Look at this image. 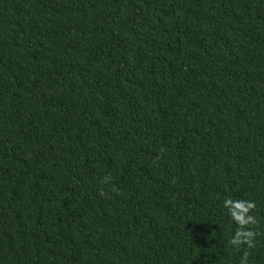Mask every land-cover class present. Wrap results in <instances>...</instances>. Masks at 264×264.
Returning <instances> with one entry per match:
<instances>
[{"label":"trees","instance_id":"16d2710c","mask_svg":"<svg viewBox=\"0 0 264 264\" xmlns=\"http://www.w3.org/2000/svg\"><path fill=\"white\" fill-rule=\"evenodd\" d=\"M242 262L264 264V0H0V264Z\"/></svg>","mask_w":264,"mask_h":264},{"label":"clouds","instance_id":"9594fccd","mask_svg":"<svg viewBox=\"0 0 264 264\" xmlns=\"http://www.w3.org/2000/svg\"><path fill=\"white\" fill-rule=\"evenodd\" d=\"M107 179L108 178H106V180ZM224 204H231L233 206L230 215L232 219L240 226L230 243L237 247L241 246L244 243H248L249 246H251L254 233L252 231L245 230L244 226L254 222L253 217L247 215L249 209L254 205L250 202L233 199H226L224 201Z\"/></svg>","mask_w":264,"mask_h":264}]
</instances>
